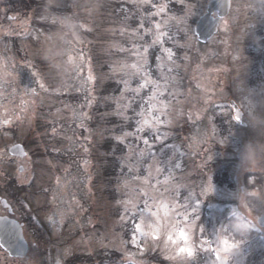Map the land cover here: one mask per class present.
Listing matches in <instances>:
<instances>
[{
  "label": "rangeland",
  "instance_id": "374dc122",
  "mask_svg": "<svg viewBox=\"0 0 264 264\" xmlns=\"http://www.w3.org/2000/svg\"><path fill=\"white\" fill-rule=\"evenodd\" d=\"M113 1L116 0H108L107 7ZM170 1L123 0L124 9L121 6L117 17L111 10L104 13V4L99 1L91 18L82 14L75 51L69 52L62 62L55 61L50 50L45 49L57 25L51 33L43 31L37 41L18 42V57L0 43V160H10L9 148L16 143L25 144L29 152L28 160L7 165L0 162V190L15 209V216L25 223V236L31 245L27 258L12 261L0 247V264H74L73 259L77 263L81 257L101 261L100 256L113 254L121 264H210L215 258L214 252L205 250L209 248L205 241L215 247L218 229L230 221L231 212L239 206L237 194L248 185L246 179L251 176L238 167L248 138L234 119L231 103L243 111L245 122L242 103L250 99L247 91L264 90V17L249 10L251 0H232L231 13L222 20L218 34L202 45L194 28L210 0ZM57 2V7L69 14L73 3ZM160 4L167 5L165 11L153 16ZM185 5H193V12L184 23H177L186 15ZM21 14L13 22L8 16L0 17V37H18L21 31L30 34L33 17ZM83 18L89 22L84 23ZM141 18L144 28H140ZM164 21H168L166 27ZM156 23L174 37H163V47L172 49L175 63L168 62L171 72L168 67L164 69L168 77L165 81L157 68L162 48L159 44L149 48L146 71L161 85L163 93L150 101L154 85L149 84L138 94L124 92L121 80L128 78L125 71L133 70L118 69L136 62L133 46L150 44L153 37L145 30L155 31ZM256 38H262V47L256 46ZM121 48L127 51H120ZM40 60L44 64L34 73ZM69 66L73 71H68ZM23 72H28L33 80ZM141 83L140 75L131 79L132 88ZM109 84L120 92L115 98V89H108ZM117 101L121 105L131 102L126 111L129 120L116 114ZM107 102L112 115L122 120L117 122V136L125 131L135 132L136 121L141 119L137 113L141 111L150 120L157 116L160 119L156 131L146 128L138 134L139 139L132 136L124 140L125 160L129 146L137 153L141 149L148 151L144 139L149 141L155 159L146 155L135 171H129L125 160L122 162L116 203L98 196L95 190L99 164L94 151L97 140L104 137V129L87 126L92 121L93 107L95 111L103 110ZM152 103L156 109L151 108ZM161 107L163 115L158 111ZM83 113H87V119H83ZM247 130L253 135L248 127ZM129 162L135 165V156ZM176 163L179 168L173 166ZM21 165L25 167L23 174L19 173ZM5 175L13 179V188L2 187L1 177ZM128 200L136 205L134 211H125L122 202ZM161 205L167 206V216L161 207V221H157L161 224V239L150 240L147 246L142 240L139 246L133 245L131 239L141 213L148 215L146 206L157 211ZM256 214L264 215V205ZM174 227L176 245L171 247L175 258L167 259L162 251L165 228L170 231ZM179 230L185 231L187 241L179 237ZM250 238L233 264H264V228L257 223ZM185 246L192 250V256L178 252V247Z\"/></svg>",
  "mask_w": 264,
  "mask_h": 264
},
{
  "label": "clouds",
  "instance_id": "9594fccd",
  "mask_svg": "<svg viewBox=\"0 0 264 264\" xmlns=\"http://www.w3.org/2000/svg\"><path fill=\"white\" fill-rule=\"evenodd\" d=\"M98 0H73V11L70 14H56L52 10L58 6L57 0H46L44 19H50L57 25V31L50 36L45 45L49 55L55 61H63L69 52H74V41L79 35L82 14L91 18L97 8ZM249 10L255 15L264 17V0H251ZM260 39L254 43L258 48ZM68 71H73L71 66ZM4 71V75H7ZM243 87V83H241ZM250 99L242 103L245 112V123L253 135L249 138L239 155L238 167L244 174H252L247 186L237 194L239 202L236 211H232L230 221L218 229L214 245L218 257L211 264H233L240 255L245 243L257 229L260 217L256 214L260 205H264V184H258L255 177L264 178V90L249 89ZM227 143V142H226ZM225 143V144H226Z\"/></svg>",
  "mask_w": 264,
  "mask_h": 264
},
{
  "label": "snow or ice",
  "instance_id": "6c2138e0",
  "mask_svg": "<svg viewBox=\"0 0 264 264\" xmlns=\"http://www.w3.org/2000/svg\"><path fill=\"white\" fill-rule=\"evenodd\" d=\"M143 3H148V0H142ZM183 3V0H181ZM153 7H157L156 5H153ZM167 5L166 4H160L157 7L156 12L152 13L153 16L160 15L163 13L166 9ZM187 12L185 17H181L177 20V23H184L186 21L187 16L191 15L193 12V5H185ZM125 19H128L126 16ZM176 17H169V20H174ZM168 21L163 22V26H167ZM140 28H144V23H143V18H141V23H140ZM162 24L161 23H156L154 25L155 31H152L150 29H146V33L152 35L153 39L150 44H147L145 46H133V55L136 57V62L132 64H123L119 71H125V69H131L133 71H125V76H127V79H122L121 82L124 86V92H132L138 94L142 88L148 86L149 84L154 85L155 91L153 92V95L150 97V101H154L156 99L157 94L162 95L161 91V85L157 83V81L152 80L150 74L146 71L147 65H148V54H149V48L159 44L162 48L163 55L158 57L159 63L157 64V68L160 71V75L164 77L165 81H167L168 77L165 76L164 69L168 67V62H172L173 64L175 63L174 61V53L171 48L163 47V37H168L169 40H174V37L172 35H169V32L167 31H162ZM135 34V33H134ZM140 39H143L141 36ZM180 47H183L184 45H179ZM120 51H127L124 48H121ZM187 58V57H185ZM114 71H117V69H114ZM168 71L171 72L172 68L168 67ZM137 75H140L141 78L143 79V83L139 85L137 88H132L131 87V79ZM92 77L91 75L89 76V80H91ZM43 87V85H41ZM125 99L124 95H121V100ZM91 103V102H90ZM151 108L156 109V104L152 103ZM131 107V102L127 104L121 105L119 101H117V115H120L125 121L129 120L130 118L126 115L127 109ZM166 107V106H164ZM123 109L121 111L120 109ZM161 115L164 114L163 107L158 109ZM138 116L141 117L140 120L136 121L137 127L135 132H130V131H125L122 136H117L116 139L120 143H124V140L127 137H132L136 136L138 139L140 138L138 136L139 133H143L146 128H151L153 131H156V128L160 124V119L159 116L155 117L154 120H150L148 117H145V113L143 111L137 113ZM149 117L151 116V113L148 114ZM88 115L87 113H83V119H87ZM83 119L81 120L80 127H85V124L83 122ZM241 116L239 112L236 114V120L240 121ZM170 123V121H169ZM164 136H167V133H164ZM160 137L157 136V139ZM143 143L148 146V151L146 152L145 150L141 149L138 153L136 152L135 148L132 146H129L128 149V155L125 160V164L128 167L129 171H135L136 166H138L145 158L146 155H151L153 159H155V154L151 153V145H149V141L147 139L143 140ZM87 151V149H85ZM135 156V165L130 163L131 159ZM169 164L172 163L171 159L168 161ZM176 168L180 167L179 163H176L173 165ZM157 171H160L159 168H157ZM128 182L125 181L124 187H127ZM125 211H134L136 205L132 203L131 200L128 201H123ZM129 205H131V208H129ZM164 208V215L167 216V206L166 205H161L157 207V211H152L151 208H148L146 206V212L148 215H145L144 213H141L140 218H139V223L135 224L134 227V235L132 236L131 243L133 245L139 246L141 240L144 242L145 246L148 245V242L151 241H157L161 239V224H158L157 221H161V216H160V208ZM195 211V208L193 209ZM51 220V217L49 218ZM55 223V221H52ZM190 230V229H189ZM166 232V241L163 242V247L162 251L166 254L167 259H174L175 256L172 255V253L175 251L174 248L171 247V245H176V240L174 239L175 234L177 233V228H171L169 231L168 228H165ZM179 237L182 238L183 240L187 241L189 237L186 235L184 230H179ZM206 244H209V248L205 249L210 250L216 254L218 257V252L216 251V248L211 247V243L209 241H205ZM156 245L153 244V247ZM178 252L179 253H187L188 256H192L193 252L190 248L187 246L185 247H178Z\"/></svg>",
  "mask_w": 264,
  "mask_h": 264
},
{
  "label": "trees",
  "instance_id": "16d2710c",
  "mask_svg": "<svg viewBox=\"0 0 264 264\" xmlns=\"http://www.w3.org/2000/svg\"><path fill=\"white\" fill-rule=\"evenodd\" d=\"M73 3V0H68ZM100 1V2H99ZM100 4H106L108 0H98ZM45 1H39V0H8V5L10 6L8 11H14V12H22L24 11H35V20L34 24L36 26V29L38 27H44L47 31H50L51 26L53 22L50 19H44V9H45ZM106 6H108L106 4ZM102 6V11L107 12L108 10H111L113 13V16L117 17L118 15H121V6L119 5V2H115L113 6L106 7ZM149 8V7H148ZM140 11L143 9L138 8ZM150 9V8H149ZM56 14H67V10L56 7L52 10ZM73 11L72 7H69L68 12L69 14ZM123 13V12H122ZM106 18V17H105ZM110 18V17H108ZM84 21L88 23V18H83ZM134 19L137 20L138 16L134 14ZM44 63L39 61L36 64V68L39 70L40 66H42ZM50 77H52L50 75ZM33 80V77H30ZM108 89H115L114 95L112 98H115L120 92L116 90V88H113L112 84H109L107 86ZM102 99H99V102H101ZM105 109L95 111L96 108L93 107L92 112V121L89 122L87 126L93 128V129H104V137L97 140V145L94 151V155L97 158L98 164H99V170L97 172V184L99 186V190L97 193L108 195L111 199H114L118 194V183L120 180H122V162L125 160L126 155V147L124 146V143H120L116 137L120 134L119 132V124L122 120H119L118 117L112 115L111 106H109V102L104 103ZM97 107V105L95 106ZM97 114V116H96ZM99 127V128H98ZM245 135L247 138H251V133L247 130ZM77 159V158H76ZM250 176L247 177L246 182H248V179ZM258 184H264V178L261 177H255ZM251 239V238H250ZM102 259L101 261H98V264H121L118 262L115 258V255H109V257H106L104 255L100 256ZM111 259V260H110ZM74 264H97L96 260L90 257H81L78 259V263L75 259H73ZM117 261V262H116Z\"/></svg>",
  "mask_w": 264,
  "mask_h": 264
},
{
  "label": "water",
  "instance_id": "95a60500",
  "mask_svg": "<svg viewBox=\"0 0 264 264\" xmlns=\"http://www.w3.org/2000/svg\"><path fill=\"white\" fill-rule=\"evenodd\" d=\"M231 7V0H212L209 3L208 12L199 20L196 27V34L202 43H206L218 31V25L221 18L228 15ZM218 13V17L212 15ZM242 113L236 109V113ZM10 153L14 156L25 157L26 153L21 145L12 147ZM21 171L23 168L20 169ZM4 203L7 202L3 199ZM259 224L264 226V217L259 220ZM0 243L13 257H24L28 253V245L23 237L21 227L17 222L9 218H0Z\"/></svg>",
  "mask_w": 264,
  "mask_h": 264
},
{
  "label": "flooded vegetation",
  "instance_id": "af4514ba",
  "mask_svg": "<svg viewBox=\"0 0 264 264\" xmlns=\"http://www.w3.org/2000/svg\"><path fill=\"white\" fill-rule=\"evenodd\" d=\"M0 215H6L5 210L2 209Z\"/></svg>",
  "mask_w": 264,
  "mask_h": 264
}]
</instances>
